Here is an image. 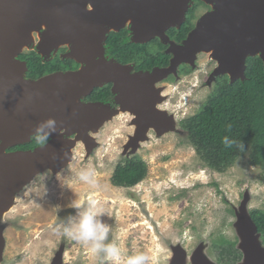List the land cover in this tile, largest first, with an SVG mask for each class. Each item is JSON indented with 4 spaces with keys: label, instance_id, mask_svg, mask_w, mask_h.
I'll return each instance as SVG.
<instances>
[{
    "label": "water",
    "instance_id": "1",
    "mask_svg": "<svg viewBox=\"0 0 264 264\" xmlns=\"http://www.w3.org/2000/svg\"><path fill=\"white\" fill-rule=\"evenodd\" d=\"M204 1L214 10L178 45L169 41L166 31L180 28L192 0H0V219L38 175L48 170L56 175L67 168L79 141L90 154L97 146L91 134L121 110H133L137 117L135 137L124 154L137 151L150 127L162 133L174 131L173 117L158 110L151 96L161 103L165 97L155 84L176 74L182 63L194 68L198 53H211L218 63L213 75H228L231 82L245 80L249 57L264 61V0ZM126 27L134 42L160 38L169 43L171 65L131 76V67L107 59L108 35ZM64 46L68 47L64 58L83 65L79 70L26 78L28 65L20 54L35 49L48 60ZM107 83H114L121 110L81 101ZM49 118L55 119L56 132L46 145L8 152L31 143L37 127ZM48 131L45 126L44 132ZM247 200L236 211L237 249L243 255L237 264H264L261 234L247 210ZM4 228L0 225V257ZM172 248L170 264H188L186 251ZM62 260L63 247L52 264ZM191 264L215 263L200 249Z\"/></svg>",
    "mask_w": 264,
    "mask_h": 264
},
{
    "label": "rangeland",
    "instance_id": "2",
    "mask_svg": "<svg viewBox=\"0 0 264 264\" xmlns=\"http://www.w3.org/2000/svg\"><path fill=\"white\" fill-rule=\"evenodd\" d=\"M215 66L204 52L192 73L159 82L158 86H165V99L157 106L173 117L174 131L162 133L150 127L137 151L124 154L135 137L137 117L132 111H120L91 134L97 146L90 154L79 141L67 168L56 175L49 171L38 175L0 219L7 236L3 264H51L62 245V264H102L101 257L86 246L52 231L62 219L76 214L67 206L74 200L83 206L96 202L103 211L101 219L112 227L109 239L116 238L123 256L144 251L151 257L150 264H170L172 247L180 246L188 264L200 249L217 264L212 241H219L221 235L237 237L236 211L246 198L248 211H264V182L260 168L250 164L247 156L225 173L203 167L180 125L198 112L214 89L209 80ZM134 156L146 163L147 177L131 188L114 186L116 166ZM82 170H90L88 182L79 179Z\"/></svg>",
    "mask_w": 264,
    "mask_h": 264
},
{
    "label": "trees",
    "instance_id": "3",
    "mask_svg": "<svg viewBox=\"0 0 264 264\" xmlns=\"http://www.w3.org/2000/svg\"><path fill=\"white\" fill-rule=\"evenodd\" d=\"M201 4V0H196L181 27L168 31L171 38L179 42L187 37L195 26V12ZM129 33V29L124 28L108 35L106 43L110 57L120 63L137 62V66L143 69L168 66L170 55L163 52L165 46L158 38L148 44H134L130 41ZM65 50L63 48L62 52ZM19 59L27 62L26 77L35 80L54 71L77 67L71 59H61L59 56L43 61L37 51L23 52ZM181 70V73L187 74L193 68L184 65ZM245 75V80L234 82L230 81L228 75L219 77L198 112L182 120L180 125L203 167L225 173L240 158L247 156L250 164L260 168L259 178L264 182V61L259 56L249 57ZM103 94L102 90H96L92 97L97 99ZM229 124L232 126L231 131L227 128ZM224 136L243 141L246 151L240 153L234 147L226 148L222 143ZM37 146L40 145L32 139L31 143L16 148L34 149ZM147 172L146 163L138 156L125 157L116 166L111 182L117 187L131 188L142 182ZM250 215L264 244V211L251 209ZM237 244V237L233 239L224 235L219 241H212L211 253L217 263L236 264L241 261L243 255L237 249Z\"/></svg>",
    "mask_w": 264,
    "mask_h": 264
},
{
    "label": "clouds",
    "instance_id": "4",
    "mask_svg": "<svg viewBox=\"0 0 264 264\" xmlns=\"http://www.w3.org/2000/svg\"><path fill=\"white\" fill-rule=\"evenodd\" d=\"M187 13L184 22L186 21ZM209 55L211 56V53H209ZM196 65L197 62L195 64V67ZM191 67L193 68V66ZM45 126H47L50 131L44 132ZM231 127V124L227 125L229 131H231ZM55 132L56 121L54 118H49L37 127L35 133H33L32 135V138L38 145L44 146L47 144L51 135ZM222 143L226 148L234 147L240 153L246 151V146L243 141L230 139L229 136H224ZM67 155L68 153H65V156ZM78 175L81 181L88 182L90 180V170H82ZM67 206L75 209L76 214L74 216H69L66 219H62L57 225H55V227L52 229L54 234L63 235L65 238L71 239L73 241H76L77 243L86 246L92 254L101 257L102 264H104L105 261L108 262V264H150L151 257L144 251L133 252L132 254L123 256L121 247L117 243L116 238L113 237L111 240L109 239V235L112 232V227L101 219L103 211L100 207L97 206L95 201H89L86 206H83L80 201L74 200Z\"/></svg>",
    "mask_w": 264,
    "mask_h": 264
},
{
    "label": "flooded vegetation",
    "instance_id": "5",
    "mask_svg": "<svg viewBox=\"0 0 264 264\" xmlns=\"http://www.w3.org/2000/svg\"><path fill=\"white\" fill-rule=\"evenodd\" d=\"M202 1V4L201 5H199L198 6V8H197V10H196V12H195V18H194V23H195V26L197 25V23L199 22V20L203 17V16H205L207 13H210V12H212L213 10H214V8H213V6L211 5V4H209V3H207V2H205L204 0H201ZM196 2V0H192V6L194 5V3ZM191 6V7H192ZM200 10H203L204 12L201 14V15H199V11ZM195 26H194V28H195ZM128 29H129V27H127ZM193 28V29H194ZM170 29H172V28H169L167 31H166V34L168 35V37H169V41H171V42H175L176 44H178V45H180V44H182L183 43V41L188 37V35L192 32V30L187 34V37L186 38H184L182 41H176V40H174L173 38H171L170 36H169V34H168V31L170 30ZM129 31H130V29H129ZM130 41L132 42V43H134V44H141V45H143V44H148V43H150V42H152L153 40H155V39H152V40H150V41H147V42H134L133 41V35H132V33H131V31H130ZM37 36V35H36ZM159 40H160V42L165 46V48H164V50H163V52L165 53V54H167V55H170V58H169V64H168V66H166V67H164V66H153V67H151V69L150 68H145V69H143V68H139L137 65V62H133V61H131V62H129V63H120V62H118L117 61V59L116 58H114V57H110V55L108 54V47H107V43H106V41H105V55H106V57H107V59H114L115 61H117L118 63H120V64H122V65H124V66H129V67H131L132 69L130 70V75L132 76L133 74H137V73H140V72H152L153 70H155V69H157V68H168L170 65H171V60H172V58H173V55L172 54H170L168 51H169V43L168 44H165L160 38H158ZM63 48H66V50L65 51H63L62 52V49ZM30 51H36V50H30ZM68 52V48L67 47H61L56 53H53L52 55H51V57L48 59V60H46V59H44L43 58V61H50V60H52V59H54V58H56L57 56H59L61 59H65L64 58V55L66 54ZM202 53H204V52H201V53H199V54H197V59H196V62H197V60H198V58L200 57V55H202ZM210 60L211 61H213V62H215L216 63V66L214 67V69L210 72V80L209 81H211V82H213V84H215L216 83V81H217V79L219 78V77H221V76H214L213 74H214V72H215V70H216V68L218 67V63L216 62V61H214L213 60V58L210 56ZM72 61H74V60H72ZM76 64H77V67H75V68H69V69H66V70H58V71H54V72H52V73H49V74H47V75H45V76H48V75H51V74H54V73H60V72H69V71H77V70H79L83 65H81L80 63H78V62H76V61H74ZM184 65H189V64H185V63H182V64H180L178 67H177V70H176V74H171L169 77H167L166 79H164V80H162L161 82L162 83H165V82H173V81H176V80H178L180 77H183V76H185V75H188V74H190V73H192L194 70H195V68H193V70L190 72V73H187V74H184V73H181V69L183 68V66ZM197 66V65H196ZM27 78V77H26ZM158 84L159 83H157V84H155V88L156 89H162L161 90V96H163L162 95V91H163V88L165 87V86H158ZM114 83H107V84H105L104 86H102V87H99V88H95L87 97H84V98H82V102H84V103H102V104H107V105H109L113 110H121L122 109V106L121 105H119L118 104V102H117V97L119 96V93H114ZM96 90H102V93H104L103 94V96H98V98L96 99V98H93L92 97V95L94 94V93H96ZM90 97H92V98H90ZM151 100L153 101V102H155V106H157V103H158V97H156V96H151ZM125 107H127V108H131L132 106H125ZM157 108L159 109V110H162V111H165V110H163V109H160L158 106H157ZM125 110H127V109H125ZM122 111V110H121ZM166 112V111H165ZM116 116H118V114L116 115ZM102 127V125L99 127V130H100V128ZM17 150H30V149H24V148H15V149H11V150H8V152H11V151H17ZM8 224V223H7ZM10 224V223H9ZM5 231H6V227L4 228V230H3V239H4V247L2 248V251H1V257H0V264H3L4 262H5V259H6V249H7V236L5 235ZM263 244V243H262ZM263 246H264V244H263ZM61 247H63V255H64V252H65V245H62ZM61 247H60V249H61ZM60 249H59V251H60ZM58 251V252H59ZM57 252V253H58ZM56 253V254H57ZM56 254H55V258H56ZM54 258V259H55ZM52 264V263H51Z\"/></svg>",
    "mask_w": 264,
    "mask_h": 264
},
{
    "label": "bare ground",
    "instance_id": "6",
    "mask_svg": "<svg viewBox=\"0 0 264 264\" xmlns=\"http://www.w3.org/2000/svg\"><path fill=\"white\" fill-rule=\"evenodd\" d=\"M155 102H156V101H155ZM155 102H154V103H155ZM154 103H153V104H154ZM126 108H127V107H126ZM131 111L134 113V111H133V110H131ZM134 115H135V113H134Z\"/></svg>",
    "mask_w": 264,
    "mask_h": 264
}]
</instances>
